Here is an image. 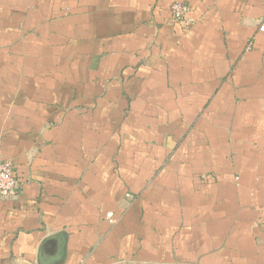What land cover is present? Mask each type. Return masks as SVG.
<instances>
[{
    "label": "crops",
    "instance_id": "obj_1",
    "mask_svg": "<svg viewBox=\"0 0 264 264\" xmlns=\"http://www.w3.org/2000/svg\"><path fill=\"white\" fill-rule=\"evenodd\" d=\"M263 19L0 0V264H264Z\"/></svg>",
    "mask_w": 264,
    "mask_h": 264
},
{
    "label": "built area",
    "instance_id": "obj_2",
    "mask_svg": "<svg viewBox=\"0 0 264 264\" xmlns=\"http://www.w3.org/2000/svg\"><path fill=\"white\" fill-rule=\"evenodd\" d=\"M188 6L182 2H175L172 5L173 18L177 21H184L186 25L190 24L187 18ZM259 30L264 33V19L259 25ZM20 183L13 173V165L11 161L0 155V199L16 198L19 194ZM106 218L111 223H115L116 219L113 213H107Z\"/></svg>",
    "mask_w": 264,
    "mask_h": 264
}]
</instances>
